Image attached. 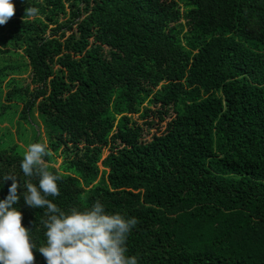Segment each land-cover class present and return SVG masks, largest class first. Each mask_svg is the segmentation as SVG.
<instances>
[{
    "label": "trees",
    "instance_id": "obj_1",
    "mask_svg": "<svg viewBox=\"0 0 264 264\" xmlns=\"http://www.w3.org/2000/svg\"><path fill=\"white\" fill-rule=\"evenodd\" d=\"M13 2L0 26V198L5 176L21 193L38 185L20 161L39 142L60 177L49 199L136 217L139 264H264V0ZM135 116L165 130L147 141ZM14 206L37 221L38 248L44 209Z\"/></svg>",
    "mask_w": 264,
    "mask_h": 264
},
{
    "label": "clouds",
    "instance_id": "obj_2",
    "mask_svg": "<svg viewBox=\"0 0 264 264\" xmlns=\"http://www.w3.org/2000/svg\"><path fill=\"white\" fill-rule=\"evenodd\" d=\"M13 0H0V26L6 25L15 15ZM37 9L28 7L26 16L32 17ZM46 146L36 142L28 145L20 161V168L27 177H37L36 183L27 182L25 190L18 191L16 178L11 180L8 194L0 198V264H35L41 254L46 264H139L135 255H128L127 241L137 226L136 217L119 212H109L100 200L90 208H72L65 211L53 199L58 197L60 177L46 170ZM24 203L32 208L44 209L40 224L44 228L45 242L37 248L33 229L23 223V212L14 205Z\"/></svg>",
    "mask_w": 264,
    "mask_h": 264
},
{
    "label": "rangeland",
    "instance_id": "obj_3",
    "mask_svg": "<svg viewBox=\"0 0 264 264\" xmlns=\"http://www.w3.org/2000/svg\"><path fill=\"white\" fill-rule=\"evenodd\" d=\"M29 82L30 81L28 80V83ZM153 110H156V108H153ZM134 119L140 125H144L145 131H146L145 132L146 133L145 139L147 141H149L155 133L158 132V134H160V133H162L165 130L166 123H164V124L159 123V120H158L157 116H152V117H150L149 119H146V120H141L139 118V116H135ZM150 121H155L156 126H154L153 128H150L149 126L145 125V123H150ZM38 122L41 123L40 121H38ZM0 125H1V121H0ZM24 126H25L24 129L26 130V134H23L24 136L22 138H18L17 135L14 136L16 142L19 143L20 146H23V147L26 146L27 141H30V139L32 137V132H33V130H32L30 125L25 124ZM9 127L11 128L10 131L13 134H17V126L14 125V127H12L9 122H5V123L2 124V128H8L9 129ZM41 131H43V126L42 125H41ZM6 135H9V131L3 130V136H2V138H4L3 139L4 140L3 141L4 142L3 145H8L10 143V141L7 139L9 137H6ZM43 139H45L44 136H43ZM60 163H61V159L58 160L57 167H59Z\"/></svg>",
    "mask_w": 264,
    "mask_h": 264
}]
</instances>
